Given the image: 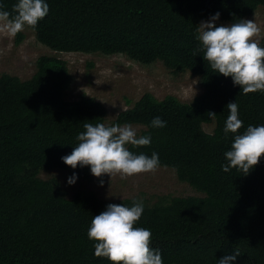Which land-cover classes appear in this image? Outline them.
Segmentation results:
<instances>
[{"label":"trees","instance_id":"obj_1","mask_svg":"<svg viewBox=\"0 0 264 264\" xmlns=\"http://www.w3.org/2000/svg\"><path fill=\"white\" fill-rule=\"evenodd\" d=\"M17 0H0L11 12ZM47 16L30 30L35 40L55 53L125 56L143 66L159 63L173 75L190 73L202 93L190 102L150 93L129 103L107 124L105 107L84 95L66 100L73 78L66 63L42 55L27 80L0 75V264H110L94 256L88 229L109 204L131 207L143 201L137 227L152 233L151 247L163 264H217L240 252L233 264H264V156L247 175L222 171L234 134L223 131L226 106L236 102L243 126L264 125V93L243 95L230 77L204 60L196 27L219 13L229 24L256 10L264 0H45ZM219 27V25H216ZM17 35V42L23 40ZM264 47V37L260 40ZM216 114L209 119L207 113ZM160 117L163 128L151 121ZM84 123L131 124L149 146L128 148L134 154L157 153L161 168L199 196L138 197L117 202L93 192L68 196L56 178L41 173L62 170L89 181L90 168L72 169L70 155L85 131ZM204 125H213L210 133Z\"/></svg>","mask_w":264,"mask_h":264},{"label":"clouds","instance_id":"obj_2","mask_svg":"<svg viewBox=\"0 0 264 264\" xmlns=\"http://www.w3.org/2000/svg\"><path fill=\"white\" fill-rule=\"evenodd\" d=\"M48 12L49 6L45 0H17L11 12L3 10L0 5V35L14 39L27 29L35 31ZM219 15L216 13L210 18L211 22H201L196 27L204 60L219 75L230 77L243 95L264 93L261 27L254 20H239L217 27L215 22ZM226 108L229 115L223 131L226 138L229 133L234 136L231 150L224 154L227 164L222 165V171L229 172L234 168L247 175L264 156V125H249L246 131L239 134L243 126L239 118V106L236 102H230ZM207 115L211 120L216 119L213 112ZM151 126L163 128L166 122L155 117ZM83 127L85 131L76 137L78 145L73 147L70 155L62 157L66 166L72 169L87 166L93 177L106 175L110 178L119 176L121 179L154 173L160 167L157 153L148 156L129 150V145L143 147L151 143V137L138 136L133 125L84 123ZM76 179L75 175L68 178V185L75 184ZM143 211V201H134L131 207L109 204L106 210L94 216L87 232L88 239L94 241V256L106 258L110 264H163L159 250L151 247V231L136 226ZM239 256L240 252L236 251L223 256L217 264H233Z\"/></svg>","mask_w":264,"mask_h":264},{"label":"rangeland","instance_id":"obj_3","mask_svg":"<svg viewBox=\"0 0 264 264\" xmlns=\"http://www.w3.org/2000/svg\"><path fill=\"white\" fill-rule=\"evenodd\" d=\"M244 20H254L261 27V39L264 37V13L261 8ZM201 22H211L210 17ZM215 25L230 24L218 19ZM20 34L24 37L21 42H17V36L10 39L0 35V75L9 74L27 80L33 75L39 56H55L66 63L73 78L71 88L66 91V100L76 101L82 95L95 99L107 111V124L145 93L158 100L174 96L182 102H190L202 93L199 79L188 72L173 75L159 63L143 66L121 55L55 53L39 44L30 30ZM135 128L138 134L140 127ZM203 129L210 133L213 125H204ZM40 178H56L68 196L77 191L93 192L107 202L138 197L152 203L160 196H199L189 186L178 182L172 170L161 167L154 173L128 179L106 175L96 178L91 174L89 181L76 180L73 185H68L70 176L62 170L41 173Z\"/></svg>","mask_w":264,"mask_h":264}]
</instances>
